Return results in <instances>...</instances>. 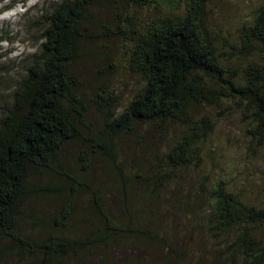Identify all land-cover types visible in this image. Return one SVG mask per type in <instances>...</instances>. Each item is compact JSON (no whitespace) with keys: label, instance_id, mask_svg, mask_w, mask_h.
<instances>
[{"label":"trees","instance_id":"16d2710c","mask_svg":"<svg viewBox=\"0 0 264 264\" xmlns=\"http://www.w3.org/2000/svg\"><path fill=\"white\" fill-rule=\"evenodd\" d=\"M208 2L60 0L40 16L41 43L0 113V250L4 242H11L18 253L29 255L30 264H65L92 244L140 233L105 210L98 191H92L90 198L96 235L69 236L74 198L47 217L46 234L34 238L24 233L32 197L90 189L85 177V169L91 167L87 152L80 153L82 166H64L62 153L69 143H89L86 147L93 155L104 151L119 170V137L135 136L136 127L176 128L178 134L162 156L159 170L146 178L154 194L182 171L201 164L200 144L212 130L211 120L202 115L206 106L234 101L254 124L251 135L264 144V6L253 25L242 30L238 44L224 53L208 28ZM102 6L111 8L112 22L101 25V33L126 47L125 68L142 85L121 112L115 109L119 100L114 92L99 88L92 102L103 120L90 136L92 130L85 122L88 103L80 74L74 70L85 57L82 44L97 38L92 33L99 23L94 10ZM156 9L160 15L142 19V14ZM1 40L5 42L4 37ZM242 58L250 59L241 70L232 65ZM50 174L62 184L51 181ZM135 174L138 181L145 173ZM226 187L220 181L209 192L207 231L224 243L235 231L228 251L238 257L239 264H264V208L245 205ZM29 216L37 219L32 213Z\"/></svg>","mask_w":264,"mask_h":264},{"label":"rangeland","instance_id":"374dc122","mask_svg":"<svg viewBox=\"0 0 264 264\" xmlns=\"http://www.w3.org/2000/svg\"><path fill=\"white\" fill-rule=\"evenodd\" d=\"M58 1L0 0V113L10 103L16 82L24 76L41 43L40 16L51 11ZM207 4L208 28L219 50L226 53L230 46L238 44L242 30L253 25L264 0H209ZM110 10L109 6L94 10L99 23L92 33L97 38L82 44L85 57L74 70L80 74L82 94L88 103L85 122L92 130L90 136L98 132L103 120L92 102V95L99 88L114 92L119 100L115 109L121 112L142 85L140 78L125 68L126 47L101 33V25L112 22ZM160 13V9L150 10L141 17L151 19ZM3 37L5 42L1 40ZM249 59L242 58L241 63L232 65L241 70ZM202 115L209 117L212 130L200 144L201 164L182 171L155 194L151 193L147 177L159 170L162 156L178 134L176 128L161 131L154 125L136 127L135 136L119 137L116 140L119 170L104 151L91 154L86 147L89 143L67 144L62 153L67 168L82 166L80 153L87 152L88 157H84L89 158L91 167L85 169V177L90 189L62 196L32 197L24 233L34 238L46 234L47 217L74 198L76 210L69 223V236L96 235L98 225L90 198L92 191H98L105 210H110L131 230L138 228L140 233H126L102 244H92L65 264H239L238 257L228 251L236 232L232 231L224 243L207 231L208 195L213 185L221 181L245 205L264 208V144L251 135L254 124L234 101L206 106ZM135 172L145 173L143 179L137 181ZM81 174L79 171L78 175ZM53 175L49 179L58 183ZM31 213L37 219H32ZM22 254L13 249L11 242H4L0 264H30L29 255L21 257Z\"/></svg>","mask_w":264,"mask_h":264}]
</instances>
